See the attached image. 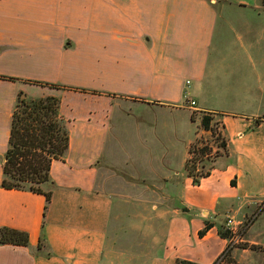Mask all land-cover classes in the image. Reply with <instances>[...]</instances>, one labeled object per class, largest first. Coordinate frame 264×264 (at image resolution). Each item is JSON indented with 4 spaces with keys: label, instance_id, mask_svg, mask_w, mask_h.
Instances as JSON below:
<instances>
[{
    "label": "crops",
    "instance_id": "crops-1",
    "mask_svg": "<svg viewBox=\"0 0 264 264\" xmlns=\"http://www.w3.org/2000/svg\"><path fill=\"white\" fill-rule=\"evenodd\" d=\"M226 58L251 72L224 73ZM258 65L260 0H0V227L28 233L27 244L0 242V264H211L228 217L248 220L235 240L258 245L232 255L251 250L264 264V240L247 236L264 216V112L250 107L264 95ZM19 91L58 96L68 127L41 184L49 201L1 185ZM192 111L217 113L227 139L198 183L185 166L200 134Z\"/></svg>",
    "mask_w": 264,
    "mask_h": 264
},
{
    "label": "trees",
    "instance_id": "trees-1",
    "mask_svg": "<svg viewBox=\"0 0 264 264\" xmlns=\"http://www.w3.org/2000/svg\"><path fill=\"white\" fill-rule=\"evenodd\" d=\"M264 5V0H260ZM191 118L195 120L194 111ZM212 112L203 113L200 116L199 127L214 133L212 128ZM220 122V123H219ZM221 128L224 123L218 121ZM218 140L217 146L222 152L227 150V139L222 131L216 132ZM195 139L188 149L189 155L185 161V166L193 183H198L200 178L210 173L212 165L205 170H197L194 163H190L193 158L212 157L221 154L219 149H215L212 154V146L203 141L197 145ZM69 143V132L66 121L59 113V97L56 95H45L38 98L27 99L21 91L17 94V101L11 115V126L8 137V146L3 161V177L1 185L6 188H27L34 192L43 193L46 201L50 200L51 188L44 189L41 184L50 182V166L54 158H62ZM192 153H198L194 156ZM261 205L256 210L258 213ZM248 220L245 221L240 234L246 229ZM212 226V223L205 221L204 226L198 230V235L202 236ZM218 234L227 238L228 241L214 258L211 264H239L238 260L232 255L230 229L218 230ZM0 242L15 244H27L28 233L25 230L16 229L8 226L0 227ZM40 241L38 245H40ZM241 247L257 248L255 243L246 241L239 243ZM191 260L177 259V264H192Z\"/></svg>",
    "mask_w": 264,
    "mask_h": 264
},
{
    "label": "rangeland",
    "instance_id": "rangeland-1",
    "mask_svg": "<svg viewBox=\"0 0 264 264\" xmlns=\"http://www.w3.org/2000/svg\"><path fill=\"white\" fill-rule=\"evenodd\" d=\"M253 1L254 2H259V0H253ZM248 11H249L248 9L241 10L239 8H229V12L231 14H233V15H236V14L241 13V12H248ZM222 66H223L222 71L224 73L232 71L233 74H234V77L237 78V79H240V78H242L245 75L248 76V73L251 72V67L246 66L245 63L242 62L241 60H232L230 58H226L223 61V65ZM255 68H256L257 71H260V72L264 71L263 65H262V67L260 65H258ZM255 87H256V89H261V90L264 91V83H257V84H255ZM246 107H248L246 102L241 101V100L236 101L237 110L238 109L241 110V109H244ZM250 107L253 108L254 110L260 112V113L264 112V95H263L262 98H258V100L252 101L250 103ZM205 113H210V112L206 111ZM202 114H203L202 112H195L194 111V115L197 116V117H200ZM212 116H213L212 128L214 129V133L212 134L211 131H209V130L206 131L205 130L204 132L206 134H204L203 130L200 128L199 129L200 134L197 136L196 139H200L201 141L210 144L212 146V154H213L215 149H219L221 152H222V149L217 146L218 140L216 138V132L217 131H221L220 124L218 123V121L220 119V116L217 113H212ZM186 125H188V127H189V128H186L187 133L189 134V136L193 137L194 136V132L197 129L196 124L193 121L191 122V124H188V118H187ZM201 141L198 140L197 141V145L202 144ZM178 145L180 146V144H178ZM178 151H179V149H178ZM192 155L194 157V156H197L199 154L198 153H194V154L192 153ZM212 161L213 160H212L211 156L210 157H205L204 156L202 159L201 158H197V159L193 158V160L190 163H194L196 169L200 171V170L207 169L209 167V165L212 163ZM262 202H264V198H263ZM220 217L221 218H225L224 215H220L218 217V219ZM244 223L245 222H243L242 224H240L238 226L239 230H241V228H243ZM219 229L225 230V229H227V226L225 224H223V225H221L219 227ZM239 235L241 236V234H239ZM247 236H249L251 238L258 239V240H264V216L261 218V220L259 222H257L250 229V232H249V234ZM235 237L237 238L236 235H235ZM235 237L231 236V244L233 245V247L234 246H239V243H241V241L235 240ZM218 239L219 238L216 237L214 234L209 236L207 241H206L207 247H209V249L210 248H213V249L217 248V246H218L217 243L219 242ZM227 241H228V239H227ZM208 254H210V253L208 252ZM209 256L210 255H207L206 257L199 259L197 264H202V261L204 259L208 258ZM235 257L238 260L239 264H258L257 259H259L258 258V254L255 253L254 251H251V250L248 251V252H243L242 250L236 251L235 252Z\"/></svg>",
    "mask_w": 264,
    "mask_h": 264
},
{
    "label": "built area",
    "instance_id": "built-area-1",
    "mask_svg": "<svg viewBox=\"0 0 264 264\" xmlns=\"http://www.w3.org/2000/svg\"><path fill=\"white\" fill-rule=\"evenodd\" d=\"M190 104H194V100H191ZM231 222H232L231 217H228L226 219V226H227L228 229L231 230L233 236L236 235L238 237V235L240 234V230L238 229L239 225L238 224H234V226H231Z\"/></svg>",
    "mask_w": 264,
    "mask_h": 264
}]
</instances>
